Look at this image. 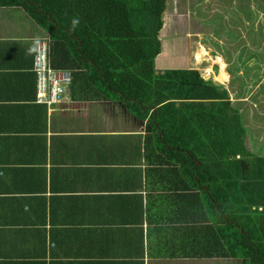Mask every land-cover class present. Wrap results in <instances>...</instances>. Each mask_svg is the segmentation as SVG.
I'll use <instances>...</instances> for the list:
<instances>
[{
  "label": "crops",
  "instance_id": "1",
  "mask_svg": "<svg viewBox=\"0 0 264 264\" xmlns=\"http://www.w3.org/2000/svg\"><path fill=\"white\" fill-rule=\"evenodd\" d=\"M194 2L202 12L209 8V0H187L189 18ZM166 12L172 20L174 8ZM165 27L163 18L154 69L199 71L174 64L189 56L164 51ZM194 30L170 39L187 41ZM42 35L23 8L0 6V264H231L223 255H208L221 246L217 230L203 227L212 215L205 193L183 179L187 166L162 148L170 135H150V111L141 117L143 111H130L120 96H96L99 87L89 86L82 69L74 95L69 85L63 101L35 100L32 63ZM252 66L253 76L264 74ZM218 74L216 80L201 76L227 89L249 149L264 155V88L256 83L252 93L240 90L244 81L237 75L231 93L230 75L222 67Z\"/></svg>",
  "mask_w": 264,
  "mask_h": 264
},
{
  "label": "trees",
  "instance_id": "2",
  "mask_svg": "<svg viewBox=\"0 0 264 264\" xmlns=\"http://www.w3.org/2000/svg\"><path fill=\"white\" fill-rule=\"evenodd\" d=\"M241 1L225 0V16L246 18L251 7ZM0 6H20L46 32L36 42L47 44L49 57L56 52L51 68L69 70L73 95L82 69L89 86L99 87L96 96L121 97L141 117L150 111V135H170L162 148L187 166L183 179L205 193L212 215L203 227L217 230L221 246L208 255L264 264V155L246 146L239 110L222 84L196 69H154L167 0H0Z\"/></svg>",
  "mask_w": 264,
  "mask_h": 264
},
{
  "label": "rangeland",
  "instance_id": "3",
  "mask_svg": "<svg viewBox=\"0 0 264 264\" xmlns=\"http://www.w3.org/2000/svg\"><path fill=\"white\" fill-rule=\"evenodd\" d=\"M209 1V8L203 9L204 12L201 11L200 7L194 8L193 5L195 11L190 13L191 18H189L187 0H167V7L174 8V13L172 14V20H167L171 18L166 12L168 8L165 9L163 15L166 23L165 32L164 28L161 31L164 51L177 53L184 51L188 54L189 60L183 58L180 62L174 64L197 68L204 77H211L215 80L221 78L218 73L219 68L222 67L230 75L228 79L230 86H232L229 87L231 93L239 84L237 75L242 77L244 81L240 90L247 89L246 92L248 93L253 90L256 83H258L257 88H264V82L260 86V81L264 80V74L253 76V69L250 68V66L253 67L252 65L256 64L262 70L264 69V40H261V37L264 36V0H242V5L251 7L252 12L248 13L246 18L245 15L238 16L239 20L231 14L227 15L225 19V0ZM259 1L262 5L260 7L259 4H256ZM194 4L196 3L194 2ZM24 24L26 23L20 25ZM193 28L196 29L194 31L198 32L195 34L190 32L187 41L184 38L170 39L175 35L181 36V32L191 31ZM215 51L223 56L230 57L225 58V60H221L219 57V61H216V56L213 53ZM259 53L262 55V60ZM163 62L166 63L165 65H171L169 64L170 60L164 57ZM248 69H251V71L247 74ZM223 81H225V74ZM261 93L263 98L264 92ZM251 145L252 143L246 142L248 148Z\"/></svg>",
  "mask_w": 264,
  "mask_h": 264
},
{
  "label": "built area",
  "instance_id": "4",
  "mask_svg": "<svg viewBox=\"0 0 264 264\" xmlns=\"http://www.w3.org/2000/svg\"><path fill=\"white\" fill-rule=\"evenodd\" d=\"M36 73V101L47 104L63 101L70 82L69 70L53 69L48 65V46L36 42L33 55Z\"/></svg>",
  "mask_w": 264,
  "mask_h": 264
},
{
  "label": "clouds",
  "instance_id": "5",
  "mask_svg": "<svg viewBox=\"0 0 264 264\" xmlns=\"http://www.w3.org/2000/svg\"><path fill=\"white\" fill-rule=\"evenodd\" d=\"M73 23H75V21H74ZM48 57H49V56H48ZM48 59H49V58H48ZM64 99H65V98H64ZM35 100H36V92H35ZM43 104H47V103H44V102H43Z\"/></svg>",
  "mask_w": 264,
  "mask_h": 264
},
{
  "label": "bare ground",
  "instance_id": "6",
  "mask_svg": "<svg viewBox=\"0 0 264 264\" xmlns=\"http://www.w3.org/2000/svg\"><path fill=\"white\" fill-rule=\"evenodd\" d=\"M202 50L204 51V48Z\"/></svg>",
  "mask_w": 264,
  "mask_h": 264
}]
</instances>
